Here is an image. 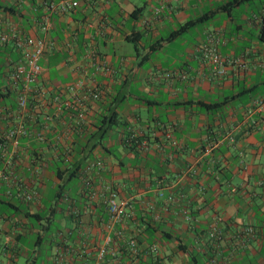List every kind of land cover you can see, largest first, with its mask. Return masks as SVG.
I'll return each mask as SVG.
<instances>
[{
	"label": "crops",
	"instance_id": "obj_1",
	"mask_svg": "<svg viewBox=\"0 0 264 264\" xmlns=\"http://www.w3.org/2000/svg\"><path fill=\"white\" fill-rule=\"evenodd\" d=\"M47 1L59 0H0V29L41 35ZM49 21L55 47L38 59L37 84L47 96L82 80L79 95L99 97L80 128L64 110L54 116L46 136L66 131L67 159L32 139L0 146V264H264V103L247 113L264 98V0H73ZM208 37L221 75L202 50ZM8 58L0 45V136L15 110ZM60 158L82 162L64 182L51 170ZM17 180L37 198L16 197ZM107 188L129 200L118 222Z\"/></svg>",
	"mask_w": 264,
	"mask_h": 264
},
{
	"label": "built area",
	"instance_id": "obj_2",
	"mask_svg": "<svg viewBox=\"0 0 264 264\" xmlns=\"http://www.w3.org/2000/svg\"><path fill=\"white\" fill-rule=\"evenodd\" d=\"M172 0H162L169 2ZM177 1V0H173ZM45 13L37 20L41 35L28 34L19 31L15 27L0 29V45L10 46L16 54V58L11 60L6 59L8 72L7 88L15 92V110L7 111L4 115V120L7 122L5 130L1 132L0 146L10 145L11 149L15 150L20 139H32L36 143H49V145L61 147L63 159H67L70 149L65 142L67 140L66 131H52V136L48 141L46 132L49 126L53 125V119L56 113L65 111L67 116L74 120L73 128H80L84 121L86 112V101L96 100L99 97L97 91L87 89L86 97L79 95V91L83 88V81L66 85L63 88L54 91L47 96L43 88L37 84V78L41 72L38 64V59L48 50L55 47V41L46 36V32L50 27V13H64L73 6V0H59L58 2L47 1L44 3ZM203 52L210 64V70L213 74H223V61L216 48L213 40L208 37L203 45ZM234 59L232 63H236ZM86 98V99H85ZM264 103V98H254L251 100L247 113H252V107ZM51 107L53 112L43 113L42 108ZM42 119L38 117L41 114ZM100 165L99 161L95 162ZM36 171V168H35ZM14 181L15 196L28 202L37 198V192L31 189L23 181ZM105 204L109 220L120 221L123 216V209L128 204L129 200L119 201L116 199V193L107 188ZM247 231L251 232L248 227ZM118 235V233H116ZM110 236H105L103 243L97 246L96 255L98 258H103L104 254L109 251ZM125 248L129 254L135 255L138 251L135 238L130 235L125 241ZM149 250L154 251L155 245H149Z\"/></svg>",
	"mask_w": 264,
	"mask_h": 264
},
{
	"label": "trees",
	"instance_id": "obj_3",
	"mask_svg": "<svg viewBox=\"0 0 264 264\" xmlns=\"http://www.w3.org/2000/svg\"><path fill=\"white\" fill-rule=\"evenodd\" d=\"M236 1L244 2L247 0H236ZM211 15H212V13H209V16H211ZM205 17L206 16L185 21L184 23L179 25L174 31H172L168 35L167 39H165V40H168V39H170L176 35L183 33L184 31L188 30L189 28L194 26L199 21L203 20ZM111 119H112V116L106 118V120H111ZM106 129H107V127H103L102 124H100L98 126V131H99L98 136L101 137L103 135V133L106 131ZM81 165H82V162L73 161V162L68 163V162L62 161V159L60 158L58 161L52 162L51 170H52V172L56 178H58L59 180L64 182V181H66L72 177H75V173L77 172V170L79 169V167ZM148 228H149V226L146 224V227H144L143 231H147Z\"/></svg>",
	"mask_w": 264,
	"mask_h": 264
}]
</instances>
